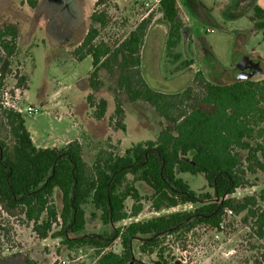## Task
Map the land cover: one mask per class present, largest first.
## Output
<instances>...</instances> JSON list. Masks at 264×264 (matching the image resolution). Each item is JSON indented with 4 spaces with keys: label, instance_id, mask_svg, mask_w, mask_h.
<instances>
[{
    "label": "trees",
    "instance_id": "trees-1",
    "mask_svg": "<svg viewBox=\"0 0 264 264\" xmlns=\"http://www.w3.org/2000/svg\"><path fill=\"white\" fill-rule=\"evenodd\" d=\"M107 1L98 0L95 8ZM36 3L30 1L29 6L35 8ZM160 10L169 25L167 50L178 61L181 54L172 52L181 42V9L177 0H161ZM263 16L257 8L256 17ZM90 20L87 35L72 54L78 62L92 58L87 102L93 119L102 121L107 111V102L94 96L103 86L99 71L105 69L111 74L118 69L119 88L129 99L146 102L171 126L162 129L155 141L133 145L124 155L115 154L109 145V149L99 151L90 166L77 140L61 149L37 147L22 114L4 107L0 99V122L13 138L10 145L0 139V250L4 236L10 233L7 223L16 221L31 226L40 240L62 239L69 249L94 248L99 252L95 264H141L134 255L136 243L143 254L152 253L169 235L189 233L200 226L220 230L228 212L236 216L245 213L243 223H251L252 230L263 239L264 188L258 195L241 199L233 195L239 189L255 186L249 176L264 173L263 133L256 135L255 146L249 142L264 122V79H235L220 85L197 72L183 91L162 93L153 89L141 72V51L151 18L113 44L98 42L100 32L111 23L107 12L95 10ZM18 36L14 25L0 28V88L12 75L13 60L19 51ZM191 65V61L182 63L185 68ZM16 78V88L24 87L26 78ZM201 105L211 106L213 111L206 112ZM124 119L121 103L116 101L111 127L126 132ZM177 169L182 174L203 175L211 192L193 191L177 176ZM137 182L150 189L148 201L155 212L187 204L197 207L117 227L129 217L125 206L128 198L134 201L130 217L143 210ZM56 191L61 195L60 207L55 203ZM89 204L95 210L92 216L99 217L108 228L102 234L79 235L86 228L85 206ZM117 241L122 246L121 254L106 252ZM159 259L162 262L163 256Z\"/></svg>",
    "mask_w": 264,
    "mask_h": 264
},
{
    "label": "rangeland",
    "instance_id": "rangeland-1",
    "mask_svg": "<svg viewBox=\"0 0 264 264\" xmlns=\"http://www.w3.org/2000/svg\"><path fill=\"white\" fill-rule=\"evenodd\" d=\"M30 1L39 0H0V28L14 25L18 28V53L13 60L12 75L4 81L0 88V99L3 106L13 108L22 114L25 126L32 135L37 147L61 149L66 141H79L83 145V158L92 165L101 149H109L118 155L133 145L146 141H155L161 130L171 124L161 118L146 102H133L119 88L120 71L114 69L108 73L105 69L99 71L102 88L94 94L97 100L107 102L106 116L102 121H96L91 116L92 110L87 102L91 93L89 77L93 70L92 58L75 61L71 49L78 47L83 36L90 27V16L95 10L106 11L111 15V23L100 32L99 41L113 44L121 41L144 19L151 18L144 45L142 47L141 72L147 83L155 90L171 94L181 92L190 86L197 72L214 84H228L234 76L235 54H240L245 47L242 35L225 34L215 29L211 22H203L200 27L201 39L194 46L192 36L186 40L183 48L179 44L172 53L190 52V58L182 55L178 61L170 56L167 50L168 30L165 20H157L160 11L158 0H109L105 5L95 8L94 0H41L38 7L31 8ZM98 1V0H97ZM181 1V18L187 25H193L189 7L197 6L200 1L204 5L211 0H179ZM183 1V2H182ZM36 3V6H37ZM211 6V5H208ZM201 9V8H200ZM200 9H195L200 13ZM194 13V14H196ZM196 24V23H195ZM188 27V31L191 29ZM214 30L213 33L206 32ZM209 42L213 52L204 53L201 43ZM262 46L254 44L255 49L264 56V41ZM182 51V52H181ZM184 61H191L188 68L182 66ZM17 77L24 76L26 84L17 89ZM264 76L257 75L250 81H259ZM116 101L124 110L126 132L115 131L110 125L114 115ZM32 107L35 112H27ZM200 108L210 112L212 107L201 105ZM264 135V122L256 130L249 142L255 146L256 135ZM0 139L12 144L13 138L9 129L0 122ZM246 156V152H241ZM177 176L186 181L191 189L198 194L211 192L203 175L192 176L182 174L177 169ZM254 187L237 191L233 197L241 199L258 195L264 188V174L249 176ZM142 196L143 210L140 215L130 217L134 201L126 200V212L129 217L118 223L117 227L134 222H146L152 218L176 212L192 211L197 206L187 204L177 208L155 212L148 201L150 189L141 182L135 183ZM55 203L60 207L61 195L55 192ZM86 228L79 235L102 234L107 231L99 217L94 218L92 204L85 206ZM99 215V214H98ZM245 213L236 216L227 214L220 230L200 226L189 233H176L162 239L152 253L143 254L135 244L134 255L141 264H157L165 261L167 264H264V238L260 239L252 224L245 225ZM10 233L4 236L0 250V264H95L99 252L90 247L68 248L62 239L48 238L40 240L32 231V227L19 223L8 222ZM121 254L122 246L117 241L106 252ZM163 256V260L159 259Z\"/></svg>",
    "mask_w": 264,
    "mask_h": 264
},
{
    "label": "crops",
    "instance_id": "crops-1",
    "mask_svg": "<svg viewBox=\"0 0 264 264\" xmlns=\"http://www.w3.org/2000/svg\"><path fill=\"white\" fill-rule=\"evenodd\" d=\"M111 1L119 2L118 0H111ZM146 1H148V0H144V2H146ZM93 2L95 4L97 2V0H94ZM109 2H110V0H109ZM40 3H41V0L38 1L36 7H38L40 5ZM177 3L179 5L180 9H182L181 1L177 0ZM208 5H211V6H208ZM189 7L192 9V11L194 13H196L194 11L195 9H197V8L198 9L201 8V9L199 10L200 13H196V14L193 13L192 14L193 15L192 16L193 25L190 24L191 25L190 31H188V27L190 25H187L189 22V18H186L187 23L186 24L184 23V27H183L182 32H181V42H180V44H183L184 49L186 48V46L188 44V41H187L188 39L186 40V35H187V38H189V36H192V42L194 43V46H196L199 38L201 39V37H202V35H201L202 30L199 31V29H201L200 27L203 25V22L205 21V22H211L215 29L222 31L225 34H230L233 36L234 35H242V37H243L242 38V44L245 46L243 48L242 54L248 55L251 58H256L257 56H261L262 58H264V56L261 55V52L256 50L255 46H254V44H256L259 47H261L262 46L261 41H264V16L262 18L256 17V9L257 8L261 9L264 12V0H211L209 2V4H205V5L202 2L198 1L197 6L195 4H191V5H189ZM109 16L112 17L111 15H109ZM90 18H91V16H90ZM156 19L157 20H159V19L164 20L161 10L158 12ZM163 22H166V21H163ZM90 23H91V20H90ZM165 24H166V29L168 30L169 25L167 24V22ZM90 26H91V24H90ZM136 27L137 26H135V28ZM89 28L90 27H88V29L86 30L80 44L82 43L85 36L87 35ZM206 32L213 33L214 30L213 29L207 30ZM80 44H78V46ZM201 46H202V49L204 50V53H206L207 55H210V53L213 52L212 47L210 46L209 42L205 41V44H204L202 41ZM76 48L77 47L72 48L71 53ZM141 53H142V51H141ZM180 54H182V53H180ZM184 54H186V56H184V58L185 57L190 58V52L187 51V49L185 50V52L182 55H184ZM141 58H142V56H141ZM141 67H142V65H141ZM209 107H211V106H209ZM212 111H210V112H212ZM70 142H72V141H66L65 146ZM262 174H264V173H262ZM239 190L244 191V189H239ZM239 190H237V191H239ZM246 196H248V193L245 195V197Z\"/></svg>",
    "mask_w": 264,
    "mask_h": 264
},
{
    "label": "water",
    "instance_id": "water-1",
    "mask_svg": "<svg viewBox=\"0 0 264 264\" xmlns=\"http://www.w3.org/2000/svg\"><path fill=\"white\" fill-rule=\"evenodd\" d=\"M234 76L239 81H250L257 75L264 76V58H251L245 54H235Z\"/></svg>",
    "mask_w": 264,
    "mask_h": 264
},
{
    "label": "built area",
    "instance_id": "built-area-1",
    "mask_svg": "<svg viewBox=\"0 0 264 264\" xmlns=\"http://www.w3.org/2000/svg\"><path fill=\"white\" fill-rule=\"evenodd\" d=\"M158 1H159V4H160V1H161V0H158ZM145 4H146V7H149V6H150V4H149L148 2H146ZM17 111H18V110H17ZM20 111H21V110H19L18 112L20 113ZM27 112H31V113H32V112H35V110H34L32 107H28V108H27ZM228 213L231 214V212H228Z\"/></svg>",
    "mask_w": 264,
    "mask_h": 264
}]
</instances>
